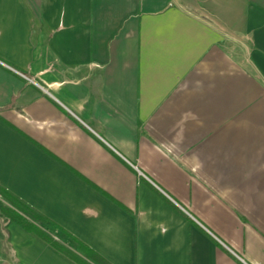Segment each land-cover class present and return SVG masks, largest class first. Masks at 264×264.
<instances>
[{
	"label": "crops",
	"instance_id": "1",
	"mask_svg": "<svg viewBox=\"0 0 264 264\" xmlns=\"http://www.w3.org/2000/svg\"><path fill=\"white\" fill-rule=\"evenodd\" d=\"M0 186L109 264H264V0H0Z\"/></svg>",
	"mask_w": 264,
	"mask_h": 264
},
{
	"label": "trees",
	"instance_id": "2",
	"mask_svg": "<svg viewBox=\"0 0 264 264\" xmlns=\"http://www.w3.org/2000/svg\"><path fill=\"white\" fill-rule=\"evenodd\" d=\"M0 199V231L5 238L7 237V232L5 225H2L1 222L4 224L13 222L21 226L25 231L35 234L42 241L50 245L55 251L68 257L76 264H109L94 251L86 247L74 237H71V235L63 230H61L62 234L72 239V242L76 245V252L78 253L73 252L67 246L56 241L50 234L42 230L40 225L49 224L53 229H58V227L50 223L47 218L1 186Z\"/></svg>",
	"mask_w": 264,
	"mask_h": 264
},
{
	"label": "rangeland",
	"instance_id": "3",
	"mask_svg": "<svg viewBox=\"0 0 264 264\" xmlns=\"http://www.w3.org/2000/svg\"><path fill=\"white\" fill-rule=\"evenodd\" d=\"M0 201H1V199H0ZM3 204H4V203H3ZM4 205H5V204H4ZM40 227H42L43 229H45L44 231H46V232H47L48 234H50V235H53V236H54L55 233H58L57 231H53V230L50 229V228H49V229H50V230H49L48 227L45 228L43 225H40ZM58 238L61 240V242H62L63 244L67 245L72 251H74V252L76 251V246H75V244H73V243H71V242H66V241H65V238L62 237V236H61V237H58ZM5 239H6V238H5ZM4 242H5V243H4V244H5V245H4V248H5V249H4V250H5V252H7L6 250H9V249H10V247H9V242H8L7 240H5ZM12 257H13V256H12ZM10 258H11V257H10ZM3 263L5 264L6 262H1L0 264H3ZM12 263H13V264H17V262H15V261H14V262H11V263L8 262L7 264H12Z\"/></svg>",
	"mask_w": 264,
	"mask_h": 264
},
{
	"label": "built area",
	"instance_id": "4",
	"mask_svg": "<svg viewBox=\"0 0 264 264\" xmlns=\"http://www.w3.org/2000/svg\"><path fill=\"white\" fill-rule=\"evenodd\" d=\"M169 6H172V3H169Z\"/></svg>",
	"mask_w": 264,
	"mask_h": 264
},
{
	"label": "water",
	"instance_id": "5",
	"mask_svg": "<svg viewBox=\"0 0 264 264\" xmlns=\"http://www.w3.org/2000/svg\"><path fill=\"white\" fill-rule=\"evenodd\" d=\"M4 264V263H3ZM5 264H7V263H5Z\"/></svg>",
	"mask_w": 264,
	"mask_h": 264
}]
</instances>
